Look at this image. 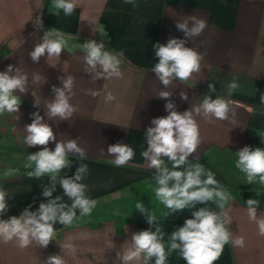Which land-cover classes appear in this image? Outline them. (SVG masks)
I'll return each mask as SVG.
<instances>
[{"label": "crops", "instance_id": "obj_1", "mask_svg": "<svg viewBox=\"0 0 264 264\" xmlns=\"http://www.w3.org/2000/svg\"><path fill=\"white\" fill-rule=\"evenodd\" d=\"M137 7L123 0H75L76 8L71 16L52 14V0H0V49L8 44V53L0 59V72L8 65L19 67L29 78V91L20 94L21 105L17 113L0 115V150L19 155L9 164L0 163V189L8 193L9 210L0 219L19 216L25 209H38L43 185L49 177L29 178L32 171L23 164V153L31 154L41 146L29 147L23 143L25 125L32 122L31 114L39 111L46 123L52 127L57 141L77 139L86 151V159L70 155V169L61 171V176H73L81 164H87L88 174L82 183L87 185L86 195L96 201L91 215L84 216L71 227L57 223L56 235L47 248L35 243L25 249L17 247L15 241L7 244L0 241V264H44L50 255H61L66 264H118L117 252H123L132 234L151 227L147 220L137 219L123 226L118 233V221L132 216L130 209L137 198V185L148 180L154 172L141 153L146 150V130L153 118L168 115L165 99L156 95L159 90H169L171 101L180 113L198 105L205 95L212 99L218 96L232 102L234 117L228 120L196 117L201 143L189 159L199 158L210 146L231 147L237 150L250 144V129L264 131V0H136ZM43 30L37 31L33 18L41 16ZM189 16L204 19L207 27L203 34L187 39L186 47H192L203 55L201 70L189 81H173L165 89L151 71L158 58L154 45L166 44L170 38L185 39L176 28L178 20ZM55 28L65 34L67 45L59 57H41L33 63L29 52L35 44L42 42L44 31ZM107 32L102 37L100 32ZM88 40L98 43L104 40L108 51H123L122 78H103L93 81L85 73L81 45ZM50 65H56L52 67ZM42 80L33 83V74ZM75 78L70 103L77 111L69 120H49L45 107L54 94L52 86L62 87L60 77ZM44 80L46 82L44 83ZM235 80L238 89L229 96L227 85ZM209 83L215 86L210 92ZM106 86V87H105ZM88 90H99L101 95L92 97ZM105 91L116 97L105 103ZM186 92L188 100L180 98ZM34 96H33V94ZM35 99L41 104L33 107ZM2 121V123H1ZM128 144L135 155L125 166L111 163L113 156L107 153L109 145ZM48 147L55 148V142ZM104 150L103 153L101 150ZM11 154V153H10ZM62 196L69 205L71 201L63 195L57 185L53 198ZM242 200H232L226 206L231 217L228 225L233 238L243 237L245 246L225 245L221 257L215 264H264V236L258 234L257 225L247 215V200L258 199L257 215L264 213V191L248 190L241 193ZM219 211V209H215ZM130 212V213H129ZM79 217V211H77ZM158 220L165 232V246L172 231L183 226L186 219ZM71 242L75 254L63 251L60 245ZM134 264H143L136 261ZM149 264H155L154 259ZM166 264H186L178 252L169 255Z\"/></svg>", "mask_w": 264, "mask_h": 264}, {"label": "clouds", "instance_id": "obj_2", "mask_svg": "<svg viewBox=\"0 0 264 264\" xmlns=\"http://www.w3.org/2000/svg\"><path fill=\"white\" fill-rule=\"evenodd\" d=\"M123 2L131 4L134 8L137 7L136 0H123ZM75 8V0H52L53 15L59 16L62 10L65 16H71ZM32 20L37 31L43 30L42 15ZM175 26L184 33L185 39L170 38L166 44L156 43L153 46L158 63L154 64L151 71L165 89H168L173 81H189L195 73L200 72L203 60L201 53L185 45L187 39L192 40L203 34L207 27L206 21L196 16H189L178 20ZM100 35L107 37L108 33L101 31ZM66 45L65 34L52 28L44 31L42 42L35 44L29 56L33 63H39L41 57L45 55L47 59H55L58 63ZM81 51L84 53L83 61L86 65L84 71L91 74L93 81L101 78L104 80L122 78L120 68L124 62L122 50L108 51L104 40L99 43L88 40L81 45ZM59 79L62 87L53 85L51 91L54 98L44 105L49 120L56 118L69 120L77 111V108L70 103L71 97L75 95L73 91L75 78L68 75ZM41 80L39 74H33V83H39ZM28 85V75L19 67L10 64L6 70L0 72V115L19 112L21 97L17 93L27 94ZM238 87L235 80L229 83L228 95L230 96ZM208 88L210 92L216 90L211 83ZM87 94L97 97L101 92L88 90ZM172 94L169 90H159L157 93L158 98L168 101L165 104L168 115L152 119L153 126H149L146 130L147 148L141 153L148 161L147 166L155 170L152 177L155 197L169 210L165 213V217L186 208H195L197 204L207 205L209 202L215 204L219 211L209 207H201L194 211L192 218L186 219L183 226L171 232L166 249L165 232L157 224L155 214L149 212L142 203H137L136 210L146 216L147 223L154 227L155 231L150 227L133 233L130 242H126L128 247L123 252H117L118 264H134L141 260L143 264H149L153 259L155 264H166L169 255L173 252H178L186 264H215L221 257L225 245L231 243L239 248L245 246L244 238L239 236L233 238L228 227L232 220L226 205L232 201V194L215 178L214 172L199 162L193 163L189 160V156L196 153L201 143L196 117L202 116L209 122L211 118L228 120L230 113L233 117L235 115L232 102L221 96L212 99L211 95H205L198 105L180 113L170 99ZM115 98L112 92L105 91L103 96L105 103H111ZM180 98L187 101V93L180 92ZM40 105L35 99L33 107L39 108ZM261 105H264V96H261ZM31 117L32 122L25 125L26 136L23 143L29 147L41 146V150L27 155L25 167L32 169L27 173L29 178L49 177L42 191V196L47 198V202H41L35 211L30 210L29 207L19 216L12 215L7 219H0V241L5 244L15 241L21 250L33 243L41 248H47L56 235L54 225L59 223L64 227H71L78 219L77 211L79 218H82L91 215L96 206V201L86 195L87 185L82 183L88 174L87 164L79 165L73 176L60 175L62 170L71 168L70 155H78L81 159H86V151L79 146L78 138L66 142L57 141L52 127L45 122L39 111L32 113ZM260 135L264 137V134L260 133ZM51 142H55L54 150L48 147ZM101 151L103 153L104 150ZM107 153L114 157L111 163L117 167L125 166L135 155L132 147L119 142L109 145ZM236 155L238 159L235 166L245 174L246 183L258 182L264 186V149L245 146ZM169 164L171 167L168 166ZM57 185L63 190V195L71 201L70 205L63 201L62 196L53 198ZM7 197L8 193L0 189V216L9 210ZM246 204L249 220L256 223L258 234L264 236V213L259 217L257 215L260 201L250 198ZM60 246L62 252L67 251L73 255L76 252L71 242H65ZM44 264H66V262L61 255H50Z\"/></svg>", "mask_w": 264, "mask_h": 264}, {"label": "trees", "instance_id": "obj_3", "mask_svg": "<svg viewBox=\"0 0 264 264\" xmlns=\"http://www.w3.org/2000/svg\"><path fill=\"white\" fill-rule=\"evenodd\" d=\"M49 9L52 10V3ZM8 50V44H5L0 49V59L7 55ZM260 133L264 134V131L250 129L249 147H251L252 149H255L257 147L264 149V137H262ZM238 151L239 150L231 147L220 148L218 146H210L204 151V153L199 158L189 160L193 163L199 162L205 168H208L212 172H214L216 176L215 178L232 194V200L241 201V193L243 191H264V186L260 185L258 182L253 184L246 183L245 174H243L235 166L236 161L238 159L236 155ZM168 166L171 167L170 164ZM154 172H152L150 180L145 185H137L138 195L136 200L132 204V216L122 217L119 219L118 233H123V226L127 223L135 222L137 219L147 220L144 214L136 210L135 206L137 203H142L144 207L148 209L149 212L154 213L157 218V221L167 219H181L186 216L192 215L194 211L199 210V208L201 207H209L212 210L217 209L215 204L209 202L207 205L197 204L195 208H186L182 211L171 213L165 217V213H167L169 210L163 204H161L155 197V193L153 191L155 184L152 179ZM80 219L81 218L78 217V219L74 221L73 224Z\"/></svg>", "mask_w": 264, "mask_h": 264}, {"label": "rangeland", "instance_id": "obj_4", "mask_svg": "<svg viewBox=\"0 0 264 264\" xmlns=\"http://www.w3.org/2000/svg\"><path fill=\"white\" fill-rule=\"evenodd\" d=\"M1 123H2V121H1ZM6 152H7V153H5L4 151H1V150H0V163H2V164L5 165V164L12 163V162H14V161H18V160L16 159V157L18 158L19 155H15L13 152H10V151H6ZM10 153H11V154H10ZM20 156L23 157V160H22L23 164H26L27 153H23V152H22V154H21ZM150 178H151V176H150ZM150 178H149L148 180H146V181L140 183L139 185H140V186H141V185H145V184L150 180ZM130 212L132 213V209H130ZM130 212H129V213H130Z\"/></svg>", "mask_w": 264, "mask_h": 264}]
</instances>
